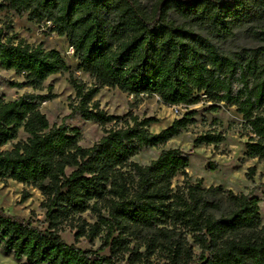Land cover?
Masks as SVG:
<instances>
[{"label": "trees", "instance_id": "obj_1", "mask_svg": "<svg viewBox=\"0 0 264 264\" xmlns=\"http://www.w3.org/2000/svg\"><path fill=\"white\" fill-rule=\"evenodd\" d=\"M3 11L49 23L91 81L87 87L76 79L59 51L15 40L0 28V67L24 79L14 86L41 92L47 78L69 73L74 112L103 133L83 148L78 129L50 126L39 105L53 98L51 86L45 96H0V181L36 189L46 224L0 209L4 255L20 264H264L255 197L202 188L200 180L190 184L188 158L176 148L161 150L144 166L131 161L177 137L194 123V111L151 133L156 119L106 115L93 100L109 88L156 96L168 108L201 101L211 103L208 112L234 108L247 130L243 156L264 162V0H1ZM237 29L255 46L223 53L211 41ZM20 131L26 140L1 150ZM222 140L205 133L192 146L215 147ZM254 171L248 167L245 178ZM177 175L182 183L172 188ZM28 197L23 192L22 201ZM84 213L95 221L81 219ZM65 225L76 229L77 241L96 239L99 247L66 243L60 235Z\"/></svg>", "mask_w": 264, "mask_h": 264}, {"label": "rangeland", "instance_id": "obj_2", "mask_svg": "<svg viewBox=\"0 0 264 264\" xmlns=\"http://www.w3.org/2000/svg\"><path fill=\"white\" fill-rule=\"evenodd\" d=\"M170 18L176 24L181 23L180 19L172 14ZM0 28L4 29L5 36L13 37L15 40H23L30 45L41 44L45 50L55 49L59 51L74 77L87 87L91 85L88 76L76 69L78 61L65 38L52 33L49 23H32L28 21L24 13L3 11L0 12ZM211 41L223 53L255 46V42L241 29L235 30L233 36L224 41L215 39H211ZM68 79L69 73L50 76L43 83V91H33L30 87L14 86L15 83H24L23 77L0 67V96L6 101L15 100L24 94L45 96L48 93L47 87L51 86L53 98L41 102L40 111L46 116L50 126L64 125L78 129L80 146L88 148L98 141L103 133L97 124L81 119L80 115L74 112L73 107L77 101ZM93 100L97 102L99 109L106 115L123 116L130 113L139 119L149 117L156 119V122L148 127V131L151 133L159 132L174 119L194 111V123L182 130L177 137L157 148L141 150L140 153L131 158V161L144 166L154 160L161 150L176 148L188 158V167L185 172L190 184L200 180L202 188L220 186L234 194L255 197L259 205L260 223L264 225V162L256 159L249 160L243 156V145L248 137L247 130L243 127L242 120L235 113L234 108L218 105L216 111L208 112L207 108L211 103L205 101L186 108L180 106L168 108L164 107L156 96L133 97L109 88L100 89ZM205 133H219L223 140L215 147H193V140ZM26 137L20 131L17 138L1 150L11 149L15 143L25 141ZM248 167L255 169L251 180H247L244 176ZM70 171L67 169V174ZM181 183L182 177L177 175L172 179L171 187L174 188ZM23 192L29 195L24 201H22ZM42 200L41 194L32 187L11 180L0 181V209L10 216L26 220L32 218L37 226L46 227L43 222L44 212L40 209ZM80 217L87 223L95 221L88 213H84ZM75 233L76 229L70 225H65L60 235L66 243L75 244L82 249L96 250L99 247V241L96 239L92 242L85 239L77 241ZM193 251L197 253L196 248H193ZM101 254H107V251H103ZM0 264H20V262L11 256L4 255L0 250Z\"/></svg>", "mask_w": 264, "mask_h": 264}, {"label": "built area", "instance_id": "obj_3", "mask_svg": "<svg viewBox=\"0 0 264 264\" xmlns=\"http://www.w3.org/2000/svg\"><path fill=\"white\" fill-rule=\"evenodd\" d=\"M70 50L73 51L71 47H70ZM201 97H204V96H201Z\"/></svg>", "mask_w": 264, "mask_h": 264}]
</instances>
